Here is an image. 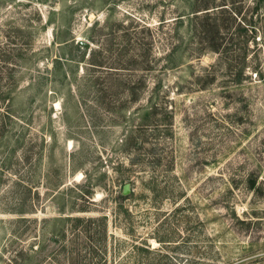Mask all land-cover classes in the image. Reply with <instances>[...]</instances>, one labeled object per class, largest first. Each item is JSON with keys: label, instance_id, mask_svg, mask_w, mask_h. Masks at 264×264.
I'll return each mask as SVG.
<instances>
[{"label": "rangeland", "instance_id": "rangeland-1", "mask_svg": "<svg viewBox=\"0 0 264 264\" xmlns=\"http://www.w3.org/2000/svg\"><path fill=\"white\" fill-rule=\"evenodd\" d=\"M258 65L264 0H0V264H264Z\"/></svg>", "mask_w": 264, "mask_h": 264}, {"label": "trees", "instance_id": "trees-1", "mask_svg": "<svg viewBox=\"0 0 264 264\" xmlns=\"http://www.w3.org/2000/svg\"><path fill=\"white\" fill-rule=\"evenodd\" d=\"M203 1V0H202ZM210 4L206 5L205 6V3L201 4V5H198V7H193V14H194V18L195 20H201L202 22V27H204V33H205V26L207 27V31L210 32L212 31L213 32V36H211V40H212V43L211 46L207 47L206 51H205V46H204V51L207 52L208 51H211V52H215V53H218L219 54V63H222V64H227V62H224L223 59H222V56L224 55V52L225 53H228V48H223L221 49L222 44L220 43H216V41L219 39V33L221 31V26H220V23H219V17H220V14L223 16L224 13L226 12V5L225 4H221V5H218L210 8ZM204 43V41H203ZM222 52H223V55H222ZM231 66L233 69H231L233 71V77H234V82L236 84H242L244 83L247 78H249L250 76H247L246 75V70L247 68H249L247 66V63L245 61H240V62H237V63H232ZM253 73L255 74V77L256 78H260L262 79L264 74L261 70H259V65L257 66V68H255L253 70ZM263 80V79H262ZM148 115V114H147ZM5 129V128H3ZM2 129V131H4ZM255 185H256V181L253 180L251 182V185H250V189H254L255 188ZM122 198H125L122 196ZM81 212H88V208H82L81 210H79ZM90 212V211H89ZM107 217L106 216H100V217H96L94 218L96 221H105L107 220L106 219ZM66 220L70 221V222H73L76 227L78 225V223L80 222H83V218L81 217H70V218H66ZM90 222H94L93 220L90 219ZM76 227H74V229H76Z\"/></svg>", "mask_w": 264, "mask_h": 264}, {"label": "water", "instance_id": "water-1", "mask_svg": "<svg viewBox=\"0 0 264 264\" xmlns=\"http://www.w3.org/2000/svg\"><path fill=\"white\" fill-rule=\"evenodd\" d=\"M83 45H84V46H88L87 44L85 45L84 43H83ZM123 194H124L125 196L130 194V188H129V185H125V186H124Z\"/></svg>", "mask_w": 264, "mask_h": 264}]
</instances>
